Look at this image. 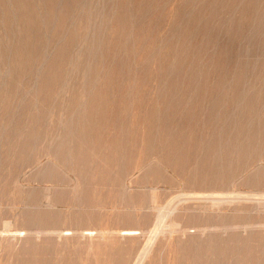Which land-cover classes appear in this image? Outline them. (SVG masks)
I'll return each instance as SVG.
<instances>
[{"label": "rangeland", "instance_id": "rangeland-1", "mask_svg": "<svg viewBox=\"0 0 264 264\" xmlns=\"http://www.w3.org/2000/svg\"><path fill=\"white\" fill-rule=\"evenodd\" d=\"M263 122L264 0H0V264H264Z\"/></svg>", "mask_w": 264, "mask_h": 264}, {"label": "bare ground", "instance_id": "bare-ground-1", "mask_svg": "<svg viewBox=\"0 0 264 264\" xmlns=\"http://www.w3.org/2000/svg\"><path fill=\"white\" fill-rule=\"evenodd\" d=\"M192 1V0H191ZM254 1V0H253ZM41 4V3H40ZM198 4V3H197ZM203 4V3H202ZM239 4V3H238ZM255 4V3H254ZM222 8V7H221ZM30 9V8H29ZM241 9V8H240ZM36 10V9H35ZM224 10V9H223ZM214 11V10H213ZM245 11V10H244ZM218 12V11H217ZM46 14V13H45ZM109 14V13H108ZM192 14V13H191ZM188 16V15H187ZM221 16V15H220ZM235 16V15H234ZM253 16V15H252ZM213 17V16H212ZM235 18V17H234ZM90 20V19H89ZM225 20V19H224ZM109 21V20H108ZM226 21V20H225ZM193 22V21H192ZM141 24V23H140ZM153 24V23H152ZM75 25V24H74ZM41 26V25H40ZM250 26V25H249ZM239 27H240V25H239ZM255 28V27H254ZM220 31V30H219ZM234 31V30H233ZM178 32V31H177ZM238 32V31H237ZM150 33V32H149ZM101 34V33H100ZM178 34V33H177ZM223 34H224V32H223ZM8 35V34H7ZM211 35V34H210ZM190 36V35H189ZM197 36V35H196ZM234 36V35H233ZM9 37V36H8ZM169 37V36H168ZM177 37V36H176ZM230 38V37H229ZM53 39V38H52ZM192 39V38H191ZM61 40V39H60ZM187 40V39H186ZM233 40V39H232ZM31 41H32V39H31ZM30 41V42H31ZM185 42V41H184ZM205 42V41H204ZM262 43V42H261ZM14 44V43H13ZM157 45H158V43H157ZM15 46V45H14ZM159 47V46H158ZM203 48H204V46H203ZM218 48V47H217ZM157 49V48H156ZM212 51V50H211ZM48 52V51H47ZM83 53V52H82ZM117 53V52H116ZM180 53V52H179ZM247 53V52H246ZM240 55H242V54H240ZM261 55V54H260ZM84 58V57H83ZM199 59V58H198ZM262 59V58H261ZM48 60V59H47ZM226 61V60H225ZM201 63H199V65H200ZM78 68V67H77ZM19 69V68H18ZM255 72V71H254ZM34 73V72H33ZM74 73V72H73ZM203 74V73H202ZM204 75V74H203ZM229 75V74H228ZM176 78V77H175ZM223 81V80H222ZM76 82V81H75ZM193 83V82H192ZM259 84V83H258ZM239 87V86H238ZM86 88V87H85ZM261 89V88H260ZM206 91V90H205ZM195 93V92H194ZM223 94V93H222ZM221 94V95H222ZM253 95V94H252ZM255 95V94H254ZM158 96V95H157ZM177 96V95H176ZM110 97V96H109ZM241 97H242V95H241ZM249 97V96H248ZM113 98V97H112ZM251 99V98H250ZM261 100V99H260ZM237 103V102H236ZM148 104V103H147ZM244 104V103H243ZM94 105V104H93ZM132 105V104H131ZM137 105V104H136ZM145 105V104H144ZM211 105V104H210ZM214 105V104H213ZM212 105V106H213ZM242 105V104H241ZM254 105V104H253ZM154 106V105H153ZM217 106H220V105H217ZM233 106V105H232ZM248 106V105H247ZM259 106V105H258ZM101 107V106H100ZM138 107V106H137ZM225 107V106H224ZM240 107V106H239ZM253 108H254V106H252ZM148 108H149V106H148ZM151 108V107H150ZM149 108V109H150ZM196 108V107H195ZM217 108V107H216ZM243 108H244V105H243ZM258 108V107H257ZM262 108H263V106H262ZM152 109V108H151ZM150 109V110H151ZM154 109V108H153ZM229 109H230V107H229ZM239 109V108H238ZM99 110V109H98ZM112 110H114V109H112ZM130 110V109H129ZM137 110V109H136ZM147 110V109H146ZM160 110H162V109H160ZM246 110V109H245ZM248 110V109H247ZM142 111V110H141ZM156 111V110H155ZM228 111V109H226V111L225 112H227ZM118 112V111H117ZM138 112V111H137ZM144 112V111H143ZM148 112V111H147ZM150 112V111H149ZM224 112V111H223ZM230 112V111H229ZM262 112H263V110H262ZM135 113V112H134ZM134 113H133V115H134ZM138 113H140V112H138ZM152 113V112H151ZM156 113V112H155ZM160 113V112H159ZM212 113V112H211ZM228 113V112H227ZM146 114V113H145ZM148 114H150V113H148ZM226 114V113H225ZM256 114H258V113H256ZM132 115V117H134ZM164 115V114H163ZM212 115H213V113H212ZM218 115H219V113H218ZM222 115H224V113L222 114ZM227 115V114H226ZM231 112H230V117H231ZM236 115V114H235ZM259 115H260V113H259ZM112 116V115H111ZM117 116V115H116ZM140 116V115H139ZM146 116V115H145ZM165 116V115H164ZM208 116H210V115H208ZM214 116V115H213ZM251 116H253V115H251ZM256 116V115H255ZM142 117H143V115H142ZM153 117V116H152ZM185 117H186V115H185ZM224 117H225V115H224ZM111 118V117H110ZM150 118H151V116H150ZM156 118V117H155ZM154 117H153V120L155 119ZM133 119V118H132ZM146 119V118H145ZM157 119V118H156ZM260 119V118H259ZM258 119V120H259ZM117 120H119L118 118H117ZM143 120H144V117H143ZM162 120V119H161ZM217 120H218V116H217ZM255 120V119H254ZM115 121V120H114ZM150 121V120H149ZM156 121V120H155ZM206 121V120H205ZM256 121V120H255ZM260 121V120H259ZM258 121V122H259ZM261 121H262V119H261ZM117 123H118V121H116ZM135 122H136V120H135ZM145 122H147V121H145ZM220 122V121H219ZM218 122V123H219ZM241 122V121H240ZM141 123H144V122H141ZM155 123V122H154ZM154 123H152V124H154ZM229 123V122H228ZM252 123V122H251ZM251 123H249V124H251ZM254 123V122H253ZM253 123H252V125H253ZM256 123V122H255ZM264 123V122H263ZM198 124V123H197ZM242 124V123H241ZM246 124V123H245ZM248 124V123H247ZM260 124V123H259ZM127 125V124H126ZM177 125V124H176ZM114 126H115V124H114ZM122 126V125H121ZM129 126V125H128ZM132 126V125H131ZM147 126V125H146ZM151 126V125H150ZM164 126V128H165V125H163ZM120 127V126H119ZM118 127V128H119ZM152 127H153V125H152ZM156 127V126H155ZM172 127V126H171ZM197 127V126H196ZM123 128V127H122ZM129 128V127H128ZM141 128H142V126H141ZM144 128H145V126H144ZM147 128H149L148 126H147ZM169 128V127H168ZM225 128V127H224ZM261 128V127H260ZM259 128V129H260ZM123 129H127L126 127L125 128H123ZM123 129L121 130V132L123 131ZM130 129V128H129ZM132 129V128H131ZM143 129V128H142ZM146 129V128H145ZM162 129V128H161ZM222 130H224V132H226L225 131V129H223V127L221 128ZM227 129V128H226ZM257 129V128H256ZM255 129V130H256ZM128 130V129H127ZM134 130V129H133ZM148 130V129H147ZM152 131L154 130V128L153 129H151ZM166 130V129H165ZM196 130V129H195ZM237 130V129H236ZM258 130V129H257ZM128 131H130V130H128ZM142 131V130H141ZM149 131V130H148ZM176 131V130H175ZM186 131V130H185ZM248 131V130H247ZM131 132V131H130ZM136 132V131H135ZM217 132V131H216ZM216 132H215V135H216ZM227 132H228V130H227ZM254 132H256V131H254ZM126 133V132H125ZM124 133V134H125ZM143 133V132H142ZM142 133H141V135H142ZM151 133V132H150ZM153 133H154V131H153ZM165 133V132H164ZM211 133H213V132H211ZM229 133H230V131H229ZM229 133H227V135L229 134ZM247 133V132H246ZM127 134V133H126ZM138 134H139V132H138ZM138 134H137V137H138ZM148 134V133H147ZM146 134V135H147ZM152 134V133H151ZM258 134H259V132H258ZM163 135V134H162ZM168 135V134H167ZM220 135V134H219ZM235 135H238V134H235ZM127 136V135H126ZM129 136V135H128ZM134 136V135H133ZM140 136V135H139ZM151 136V135H150ZM217 136V135H216ZM216 136H214V137H216ZM223 136V135H222ZM231 136H234L233 134H231L230 135V137ZM242 136V135H241ZM246 136H247V134H246ZM135 137V136H134ZM141 137V136H140ZM146 137V136H145ZM155 137H156V135H155ZM172 137V136H171ZM224 137H225V135H224ZM223 137V138H224ZM251 137V136H250ZM148 138H149V136H148ZM200 138V137H199ZM213 138V137H212ZM247 138V137H246ZM246 138L244 139V142H245V140H246ZM256 138V137H255ZM128 139H130V138H128ZM127 139V140H128ZM135 139V138H134ZM140 139H142V137L140 138ZM156 139L157 138H155V141H156ZM215 139V138H214ZM222 139V138H221ZM248 139H252V138H248ZM254 139V138H253ZM133 140V139H132ZM131 140V141H132ZM139 140V139H138ZM150 140H153V139H151L150 138ZM18 141V140H17ZM142 142V141H141ZM253 142H254V140H253ZM63 143V142H62ZM137 143V142H136ZM149 143H151V141L149 142ZM153 143V142H152ZM170 143V142H169ZM234 143V142H233ZM250 143V142H249ZM255 143V142H254ZM122 144V143H121ZM142 144V143H141ZM146 144V143H145ZM164 144V143H163ZM176 144V143H175ZM182 144V143H181ZM210 144H212L213 145V143H210ZM256 144V143H255ZM60 145V144H59ZM123 145V144H122ZM148 145H150V144H148ZM147 145V146H148ZM155 145V144H154ZM159 145V144H158ZM258 145V144H257ZM58 146V145H57ZM110 146L111 145H109V149H110ZM124 146V145H123ZM128 146V145H127ZM137 146V145H136ZM141 146V145H140ZM169 146V145H168ZM225 146H227V145H225ZM248 146V145H247ZM253 146V145H252ZM251 146V147H252ZM115 147V146H114ZM113 147V148H114ZM120 147H121V145H120ZM149 147V146H148ZM158 148H160L159 146H157ZM184 147V146H183ZM208 147V146H207ZM241 147V146H240ZM119 148V147H118ZM122 148V147H121ZM128 148H129V146H128ZM135 148H137V147H135ZM144 148H146V147H144ZM157 148V149H158ZM228 148V147H227ZM237 148V147H236ZM243 148H245V146L243 147ZM249 148H250V146H249ZM253 148V147H252ZM108 149V150H109ZM117 149V148H116ZM124 149H125V147H124ZM124 149L122 148V150L124 151ZM126 149H127V147H126ZM151 149V148H150ZM156 149V150H157ZM214 149V148H213ZM226 149V148H225ZM241 149V148H240ZM247 149V148H246ZM113 150V149H112ZM182 150V149H181ZM215 150V149H214ZM213 150V151H214ZM243 150H245V149H243ZM68 151V150H67ZM72 151V150H71ZM113 151H115V149L113 150ZM119 151V150H118ZM135 151V150H134ZM216 151H218L217 149H216ZM112 152V151H111ZM116 152V151H115ZM120 152H121V150H120ZM127 152V151H126ZM152 152V151H151ZM207 152H209V151H207ZM256 152V151H255ZM55 153V152H54ZM114 153V152H113ZM118 153V152H117ZM122 153H124V152H122ZM128 153V152H127ZM141 153V152H140ZM155 153V152H154ZM264 153V152H263ZM262 153V154H263ZM114 154H116V153H114ZM151 154V153H150ZM254 154V153H253ZM58 155V154H57ZM71 155H72V153H71ZM149 155V154H148ZM113 156V155H112ZM124 156H126V155H124ZM128 156V155H127ZM208 156V155H207ZM147 157V156H146ZM175 157V156H174ZM197 157V156H196ZM202 157H203V155H202ZM125 158V157H124ZM139 158V157H138ZM160 158V157H159ZM165 158V157H164ZM207 158V157H206ZM232 158V157H231ZM137 159V158H136ZM126 160H128V159H126ZM196 162H197V160H196ZM222 162V161H221ZM206 163V162H205ZM62 164V163H61ZM239 164V163H238ZM129 166V165H128ZM69 167V166H68ZM212 167V166H211ZM214 167V166H213ZM246 168V167H245ZM131 169V168H130ZM210 169V168H209ZM213 169V168H212ZM204 170H205V168H204ZM211 170V169H210ZM241 170V169H240ZM205 172V171H204ZM216 172V171H215ZM264 173V172H263ZM216 174V173H215ZM212 175V174H211ZM47 176V175H46ZM196 177V176H195ZM249 178V177H248ZM220 180V179H219ZM85 181V180H84ZM189 183V182H188ZM200 183V182H199ZM204 183V182H203ZM256 184V183H255ZM256 187V186H255ZM202 189H203V187H202ZM202 194V193H201ZM252 194V193H251ZM155 195V194H154ZM191 196V195H190ZM203 196V195H202ZM226 196V195H225ZM154 198V197H153ZM185 199V198H184ZM217 199V198H216ZM154 200V199H153ZM173 200V199H172ZM156 201V200H155ZM186 202V201H185ZM175 204V203H174ZM157 206V205H156ZM170 206V205H169ZM165 209V208H164ZM175 210V209H174ZM167 214V213H166ZM200 214V213H199ZM165 216H167V215H165ZM165 216H163V215H159L158 216V219L156 220V222H155V225H154V228H153V231L155 230V232H158V231H160L161 230V228L165 225ZM251 217V216H250ZM210 218V217H209ZM210 220V219H209ZM178 223V222H177ZM210 224V223H209ZM260 225V224H259ZM169 226H170V223H169ZM168 226V227H169ZM167 227V226H166ZM166 227H163V228H166ZM171 227H172V225H171ZM174 227V226H173ZM196 229V228H195ZM169 230H170V227H169ZM198 230V229H197ZM172 231H176V229L174 230H172ZM121 233V232H120ZM125 234H136V233H138V231H136V230H127L126 232H124ZM152 234H154L153 232H151ZM228 233V232H227ZM171 234V233H170ZM182 234V233H181ZM213 234V233H212ZM213 236V235H212ZM153 237V236H152ZM149 238V237H148ZM219 238V237H218ZM170 239V238H169ZM222 239V238H221ZM151 240H153V239H151ZM190 240V239H189ZM209 240V239H208ZM150 241V240H149ZM206 241H207V239H206ZM210 241V240H209ZM190 242H191V240H190ZM208 242V241H207ZM189 243V242H188ZM187 243V244H188ZM187 244H184L183 243V247L185 248V245H187ZM190 244V243H189ZM188 244V245H189ZM205 244V242L202 244V246ZM187 245V246H188ZM151 246H152V244H151ZM179 247V246H178ZM201 247V246H200ZM188 248V247H187ZM198 248V246L196 247V249ZM204 248H206V247H204ZM211 248V247H210ZM210 248H209V250H210ZM170 249V248H169ZM180 249H182V248H180ZM186 249V248H185ZM193 249V248H192ZM146 250L148 251L149 250V246L146 248ZM177 250H178V248H177ZM178 251H180V250H178ZM186 251V250H185ZM197 251V250H196ZM195 251V252H196ZM167 252V251H166ZM195 252H193V253H195ZM145 253V252H144ZM220 253V252H219ZM231 253V252H230ZM198 254H199V252H198ZM202 254V253H201ZM145 255V254H144ZM200 255V254H199ZM224 255V254H223ZM188 256H189V254H188ZM215 256V255H214ZM214 256H212V258L214 257ZM168 257V256H167ZM170 257V256H169ZM185 257H187V256H185ZM196 256H194V258H195ZM198 257V256H197ZM196 257V258H197ZM207 257V256H206ZM215 258V257H214ZM220 258V257H219ZM170 259V258H169ZM187 259H189V257L187 258ZM185 261H187V260H185ZM196 261V260H195ZM195 261H193L194 263H195ZM202 261H204L203 259H202ZM201 261V262H202ZM169 262H170V260H169ZM189 262V261H188ZM198 262H199V260H198ZM190 263L191 264H193L192 262H191V258H190ZM255 263V262H254ZM261 263V262H260ZM177 264H179V263H177ZM182 264V263H181ZM196 264H198V263H196ZM202 264H204V262L202 263ZM206 264V263H205ZM263 264V263H262Z\"/></svg>", "mask_w": 264, "mask_h": 264}]
</instances>
